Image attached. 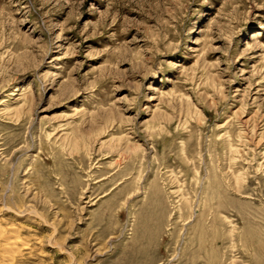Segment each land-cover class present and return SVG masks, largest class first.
Returning a JSON list of instances; mask_svg holds the SVG:
<instances>
[{
  "label": "rangeland",
  "instance_id": "374dc122",
  "mask_svg": "<svg viewBox=\"0 0 264 264\" xmlns=\"http://www.w3.org/2000/svg\"><path fill=\"white\" fill-rule=\"evenodd\" d=\"M0 228V264H264V0H0Z\"/></svg>",
  "mask_w": 264,
  "mask_h": 264
},
{
  "label": "bare ground",
  "instance_id": "6f19581e",
  "mask_svg": "<svg viewBox=\"0 0 264 264\" xmlns=\"http://www.w3.org/2000/svg\"><path fill=\"white\" fill-rule=\"evenodd\" d=\"M1 240L3 241V244H4V246H2V248H3L2 252H3V255H5L4 256L5 261H6L5 263H10V262L14 261V257L16 256L15 254L20 253L21 252L20 249L22 247L26 246L23 244H21V246L19 245V237L18 236L17 237H15V236L6 237L5 231L2 228H0V242L2 243ZM22 252H23V250H22ZM0 253H1V250H0ZM0 260H2V259L0 258Z\"/></svg>",
  "mask_w": 264,
  "mask_h": 264
}]
</instances>
